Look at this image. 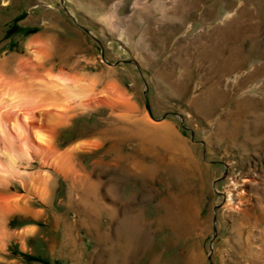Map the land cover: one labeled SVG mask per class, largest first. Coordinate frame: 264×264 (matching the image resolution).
<instances>
[{
    "label": "rangeland",
    "instance_id": "obj_1",
    "mask_svg": "<svg viewBox=\"0 0 264 264\" xmlns=\"http://www.w3.org/2000/svg\"><path fill=\"white\" fill-rule=\"evenodd\" d=\"M0 67L5 95L93 97L52 122L67 173L23 133L50 191L0 184L27 207L0 214V264H264V0H0Z\"/></svg>",
    "mask_w": 264,
    "mask_h": 264
},
{
    "label": "bare ground",
    "instance_id": "obj_2",
    "mask_svg": "<svg viewBox=\"0 0 264 264\" xmlns=\"http://www.w3.org/2000/svg\"><path fill=\"white\" fill-rule=\"evenodd\" d=\"M31 42L32 43H30V45L33 47H42V43H39L38 38L33 39ZM34 57H37V55L34 54ZM39 57L40 56H38V59L40 60ZM24 62L18 69L21 73H24V66L27 64V61L25 63ZM12 82L11 76L6 74L4 69L0 67V90H4L0 91V94H2L0 95V184L4 187V184H6V182L11 178L14 179L17 178V176L20 177L21 175L26 177L27 175V178L34 187L35 192L39 195V197L45 198V196H47V191H50L47 190L48 185H50L48 184L50 174L38 172L30 174L29 172L25 171L26 168H21L18 166L20 160L23 159V162L25 161L24 158H32L34 160V152H32L30 148V139H28L27 136H24L25 134L23 133L28 132L27 134H29L32 132L31 130H34V134L36 135L35 137L38 139V141L46 143L50 147L48 148L40 144H34L37 149L39 148V150L45 154V162L50 163L52 159L54 165L60 172L67 173V170L71 168L70 159L73 156L74 150L76 151V147L64 152L54 150L50 144V137L51 134H53L52 130L50 129L53 128L52 122L65 123L66 117L69 116L66 112L68 106H70L72 102L76 100H79V105L85 104L84 97H89V94L81 91L82 87L80 84V79L72 78L63 80L64 84L62 89L54 87L57 90L59 89L58 92H60V95L58 97H53V95L49 97V94H52L51 91L55 94H58V92L45 83V87H40V90L38 91L35 89H30L25 93L18 92L7 94V92V95H5L4 92L13 89ZM111 89L115 90L116 87L108 86L106 88L107 91ZM48 90L50 91L48 92ZM64 99L66 100L63 101ZM108 102L114 103V100L108 99ZM37 111H40L41 115L44 117L42 121L45 123L44 126H40L35 122V119L38 118L36 115ZM33 126L34 128H32ZM11 128L15 130V132L21 137L20 141L13 133H11ZM28 128L31 132L27 130ZM47 131L50 134L47 133ZM9 135L13 137L14 140H9ZM51 138L53 139V137ZM17 140L20 147L17 144ZM21 144H24L22 145L25 147L24 149ZM92 144L93 143L90 145L89 143H82L77 147L90 148L93 146ZM22 151L24 152L25 156H23ZM29 162L27 163L29 164ZM19 197L20 196H17L16 194L14 195L5 191H0V214L4 216L8 213H15L18 211L24 212L27 207L25 208V205H22L24 203L21 202L22 200H26V198L21 197V200ZM4 232V230H0V241H2V243L4 239V235L2 234Z\"/></svg>",
    "mask_w": 264,
    "mask_h": 264
},
{
    "label": "crops",
    "instance_id": "obj_3",
    "mask_svg": "<svg viewBox=\"0 0 264 264\" xmlns=\"http://www.w3.org/2000/svg\"><path fill=\"white\" fill-rule=\"evenodd\" d=\"M80 79V78H79ZM91 85L93 86V88H95L96 87V85H97V80L96 79H94L93 77H91ZM108 86H114V87H116V89L114 90V89H111V90H109V91H107V99H111V100H119L121 103H123V104H129L130 103V100H129V98H127V96H126V93H124V92H122L121 90H120V88L119 87H117V84L116 83H109V84H107V86L105 87V88H107ZM90 95H89V99H90ZM89 99H87V100H85L84 99V101H85V104H82V105H79V100H76V101H73L72 102V104L70 105V106H68V108L66 109V112H68V115L70 114V113H72V110L71 109H75L76 108V104H78V109L79 108H84V107H86L87 105H88V102H90L91 101V99H93V97L89 100ZM89 100V101H88ZM122 101H125V102H122ZM75 105V106H74ZM68 110V111H67ZM68 120V118L66 117V121ZM65 121V122H66ZM60 125L61 124H63V123H59ZM57 127V126H56Z\"/></svg>",
    "mask_w": 264,
    "mask_h": 264
},
{
    "label": "water",
    "instance_id": "obj_4",
    "mask_svg": "<svg viewBox=\"0 0 264 264\" xmlns=\"http://www.w3.org/2000/svg\"><path fill=\"white\" fill-rule=\"evenodd\" d=\"M139 66V65H138Z\"/></svg>",
    "mask_w": 264,
    "mask_h": 264
}]
</instances>
